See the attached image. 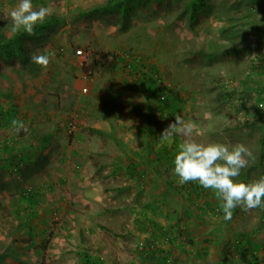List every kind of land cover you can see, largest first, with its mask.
<instances>
[{"label": "rangeland", "instance_id": "374dc122", "mask_svg": "<svg viewBox=\"0 0 264 264\" xmlns=\"http://www.w3.org/2000/svg\"><path fill=\"white\" fill-rule=\"evenodd\" d=\"M118 1L32 0L52 14L29 35L0 0V264H175L197 243L200 264H264V209L225 221L162 137L179 113L250 149L236 182L264 177V0Z\"/></svg>", "mask_w": 264, "mask_h": 264}, {"label": "clouds", "instance_id": "9594fccd", "mask_svg": "<svg viewBox=\"0 0 264 264\" xmlns=\"http://www.w3.org/2000/svg\"><path fill=\"white\" fill-rule=\"evenodd\" d=\"M51 14L47 7L34 8L32 0H18L17 6L10 12L12 30L34 35L36 27L43 24ZM32 61L47 68L50 58L47 55H34ZM12 124L17 132L25 129L22 121L13 120ZM176 134L185 138L179 144L173 161V172L180 184L194 181L205 189L213 190L222 200L221 209L225 221L233 218V212L238 207L244 211L264 209V177L250 183L236 182L235 179L247 167L249 160L253 159L248 147L244 144L199 143L193 138L199 134L197 125L191 120L186 122L179 113L162 137Z\"/></svg>", "mask_w": 264, "mask_h": 264}, {"label": "crops", "instance_id": "0c3cea01", "mask_svg": "<svg viewBox=\"0 0 264 264\" xmlns=\"http://www.w3.org/2000/svg\"><path fill=\"white\" fill-rule=\"evenodd\" d=\"M8 100H10V98L8 99ZM9 102V101H8ZM184 211V210H183ZM182 211V212H183ZM195 219V218H194ZM188 222V221H187ZM195 221H193L192 223H191V225H195ZM156 224H158L159 225V223H156ZM172 224H175V225H177V228H179L180 227V224L177 222V221H174V223H172ZM197 225H196V230L198 231L199 229H198V226H199V224L198 223H196ZM210 228V227H209ZM211 230V229H210ZM199 232V231H198ZM153 238H154V236H153ZM185 249H186V251H185ZM176 250V251H175ZM175 250H173V253H171V252H169L168 254H169V256L171 255V254H173L174 256H175V258H176V262H175V264H200L201 263V261L203 260V262H208L211 258H213L212 256L215 254V250H212L211 249V247H207L206 245H204V244H198L197 243V245H195V247L193 248V249H191V251L190 252H187V247H184L183 248V251L185 252V254H178L177 252V249L175 248ZM212 250V252H209V251H211ZM158 250L157 249H155V251H154V255L155 256H158L159 254V252H157ZM206 251H208V252H206ZM208 254H209V257H208ZM178 258H181L180 260H178L177 261V259ZM209 258V259H208ZM168 259V258H167ZM259 263V262H258Z\"/></svg>", "mask_w": 264, "mask_h": 264}, {"label": "built area", "instance_id": "2783aa9c", "mask_svg": "<svg viewBox=\"0 0 264 264\" xmlns=\"http://www.w3.org/2000/svg\"><path fill=\"white\" fill-rule=\"evenodd\" d=\"M251 63L255 66L256 69H258L257 67H258L259 65H258V61H257L256 59H252V62H251ZM263 104H264V103H260L259 106H263ZM238 118H239V120H243V117H240V116H239Z\"/></svg>", "mask_w": 264, "mask_h": 264}, {"label": "trees", "instance_id": "16d2710c", "mask_svg": "<svg viewBox=\"0 0 264 264\" xmlns=\"http://www.w3.org/2000/svg\"><path fill=\"white\" fill-rule=\"evenodd\" d=\"M127 1H129V0H120V1H118V3L117 4H119V5H121V4H124V3H126ZM39 28H40V25H38L37 27H36V30H35V32L36 31H38L39 30ZM152 90H155V88L154 87H150Z\"/></svg>", "mask_w": 264, "mask_h": 264}]
</instances>
